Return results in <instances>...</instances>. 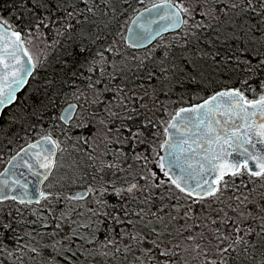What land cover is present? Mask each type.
<instances>
[{
    "label": "snow or ice",
    "instance_id": "obj_1",
    "mask_svg": "<svg viewBox=\"0 0 264 264\" xmlns=\"http://www.w3.org/2000/svg\"><path fill=\"white\" fill-rule=\"evenodd\" d=\"M16 6L19 25L0 16V133L43 67L28 46L46 32L44 48L63 49L69 78L46 80L39 102L46 110L64 97L53 117L61 135L47 131L0 171V264H264V0ZM129 8L134 28L122 24ZM168 31L177 34L161 55L120 51ZM192 49L198 60L188 61ZM209 66L236 86L168 112L161 95ZM157 111L169 118L154 119ZM31 118L36 106L8 123ZM158 125L162 133L149 131Z\"/></svg>",
    "mask_w": 264,
    "mask_h": 264
},
{
    "label": "trees",
    "instance_id": "obj_2",
    "mask_svg": "<svg viewBox=\"0 0 264 264\" xmlns=\"http://www.w3.org/2000/svg\"><path fill=\"white\" fill-rule=\"evenodd\" d=\"M154 1L157 0H146V5ZM131 3L136 9H140L141 7L145 6L136 3V0H131ZM17 11L16 0H0V16L8 19L9 22L14 25H19V21L17 19ZM132 14H134L133 9L129 8L127 11V16L122 20V24L126 26ZM52 38V32H46V35L42 37L45 42H50ZM200 43L201 47H207L208 50H211V46L206 45L205 41L202 40ZM49 49L50 60L48 62H45L43 67H37L33 77L30 78L28 85H26L24 89L19 93L18 103L11 106L10 110H5L8 113V116L4 118L3 132L0 133V146L2 144H6L8 139H12V141L15 142L17 141L15 149L11 150V153L8 154L9 156L23 144L46 133V131L37 130V127H41L39 123H46L45 127H47L49 126L47 120H51L54 125H60V127L63 126L62 122L53 120V117H58L59 115V109L64 99L63 96L59 97L57 107L48 108L46 110L39 108L40 100L47 99L44 95V93L47 91L45 87V81L53 78H56L58 80L61 78H69L64 75V71L58 63L62 56L63 49H58L56 51H53L51 48ZM94 50L95 49H93V51ZM189 53V56L185 55V59H187L188 61H191L194 58L198 59L195 54V49H192L191 51H189ZM83 61L84 58L80 57L79 62L76 63L75 67L71 68V70L80 71V64L83 63ZM68 65L69 67L72 66V60H68ZM181 67H183V65H181ZM209 71L210 72L207 73H205V71L203 76H197L194 80H188L187 78H185L181 82H177L172 90L167 94V96L161 95V100L165 101L169 98L180 106L182 104L192 103L193 101L202 99L218 89L236 86L235 77L230 78L229 72L214 71L213 67L211 66H209ZM68 87L69 86H65L64 91ZM246 94L249 97H252V95L248 93ZM34 106H36L38 118H31L19 124L9 125L8 120L13 113H18L21 109H24L26 113L27 110L32 109ZM22 133L27 134L23 137ZM57 133L60 134V130H58ZM237 183H239V181H237Z\"/></svg>",
    "mask_w": 264,
    "mask_h": 264
},
{
    "label": "rangeland",
    "instance_id": "obj_3",
    "mask_svg": "<svg viewBox=\"0 0 264 264\" xmlns=\"http://www.w3.org/2000/svg\"><path fill=\"white\" fill-rule=\"evenodd\" d=\"M177 33H171V34H167L165 36H163L162 38H159L157 42L154 43V45L150 46L149 48L147 49H144V50H134L132 48H125L123 45L120 46V51L122 52H127L129 55H143L145 52H147L149 49H153L156 53V55H161L162 52L165 50L162 45H165V44H170V43H174L173 41V37L176 35ZM46 42L41 38L40 40H35L34 41V44L33 45H29L28 47L30 48L32 54L35 56H39L40 59L43 61V65L45 62H48L50 59H49V51L50 49L47 48L45 49L44 48V44ZM41 49H44L43 52H41L40 50ZM178 51V50H177ZM189 52H187L185 55L189 56ZM45 57L47 58L45 60ZM192 60H198V59H192ZM191 60V61H192ZM207 72H210L209 71V67L206 68L205 70ZM77 84H79V86H81V88L84 87V85L82 83H80L79 80H77ZM74 91V89L72 87H68L65 92L69 93L68 95V102L71 103L73 101H75L70 93ZM259 91V90H257ZM250 95H252L251 93H248ZM160 99H162V97H160ZM70 100V101H69ZM167 106H168V112H171V111H174L175 109L178 108L179 104H176L172 99H169L168 100H165L163 101ZM181 103V102H180ZM65 104V105H64ZM67 105V103L64 102V99H63V103L59 109V114H60V111ZM169 118L168 116V113L167 112H163V111H157L156 112V115L154 117V119H158V120H167ZM75 120V118H74ZM47 122L49 123V126L45 127L46 126V123H39V125L41 127H37V130H42V131H49L51 130L52 134L57 137L58 135H61L59 133H57L59 129V127H57L56 125L53 124V122H51V120H47ZM44 124V125H43ZM60 124V123H59ZM63 124V123H62ZM43 125V126H42ZM63 127V126H62ZM159 131V132H163V125H158V128L157 129H149V131ZM27 133H22V136H26ZM62 138V137H61ZM162 139V136L161 137H158L156 142L159 143L160 140ZM16 143L17 141H13V143L11 145H8L7 142L6 144H2L0 146V156H3V162H0V170L2 169V167L4 166L6 160L8 159V154L11 153V150H14L15 149V146H16ZM18 149V148H17ZM16 149V150H17ZM15 150V151H16ZM8 155V156H7ZM107 179V177H106Z\"/></svg>",
    "mask_w": 264,
    "mask_h": 264
},
{
    "label": "water",
    "instance_id": "obj_4",
    "mask_svg": "<svg viewBox=\"0 0 264 264\" xmlns=\"http://www.w3.org/2000/svg\"><path fill=\"white\" fill-rule=\"evenodd\" d=\"M159 2H160V0H159V1H156V2H154V3H159ZM150 5H151V4H149V5H147V6H150ZM143 8H144V7H143ZM143 8H141V9H139V10L142 11ZM135 14H136V13H134V14L132 15L131 18H133V17L135 16ZM127 27H133V28H134L135 26L132 25L131 22L129 21ZM168 32H172V31H168ZM168 32H163L162 35L165 34V33H168ZM126 35H129V34L126 32ZM158 38H159V37H158ZM158 38H157V39H158ZM154 41H155V40H153L151 43L146 44L145 47L151 45ZM30 78H31V77H30ZM30 78H29V80H30ZM25 86H26V85H25ZM25 86H24V87H25ZM24 87L22 88V90L24 89ZM22 90H21V91H22ZM221 90H224V89H220V90H218V91H221ZM215 92H216V91H215ZM19 93H20V92H19ZM19 93H18L17 95H19ZM212 94H213V93H212ZM212 94H211V95H212ZM211 95H209V96H211ZM209 96H207L206 98H208ZM206 98H204V99H206ZM204 99H202V100H200V101H198V102L191 103V104H186V105H184V106H182V107H190V106L195 105V104L203 103V100H204ZM65 107H67V105H66ZM65 107H64V108H65ZM37 139H38V138H37ZM37 139H35V140H33V141L29 142V143H34ZM27 144H28V143H27ZM27 144H25V145L22 146V147H26ZM258 147H259V145H258ZM18 150H19V149H18ZM18 150H17V151H18ZM14 154H15V153H14ZM14 154H13V155H14ZM163 154H164V153L162 152V155H163ZM6 166H7V163H5V166H4L0 171H2ZM30 179H33V178H30Z\"/></svg>",
    "mask_w": 264,
    "mask_h": 264
},
{
    "label": "flooded vegetation",
    "instance_id": "obj_5",
    "mask_svg": "<svg viewBox=\"0 0 264 264\" xmlns=\"http://www.w3.org/2000/svg\"><path fill=\"white\" fill-rule=\"evenodd\" d=\"M174 33H176V32H174ZM73 120H74V118H73Z\"/></svg>",
    "mask_w": 264,
    "mask_h": 264
},
{
    "label": "bare ground",
    "instance_id": "obj_6",
    "mask_svg": "<svg viewBox=\"0 0 264 264\" xmlns=\"http://www.w3.org/2000/svg\"><path fill=\"white\" fill-rule=\"evenodd\" d=\"M81 87V86H80ZM70 101V100H69ZM65 105V104H64Z\"/></svg>",
    "mask_w": 264,
    "mask_h": 264
}]
</instances>
